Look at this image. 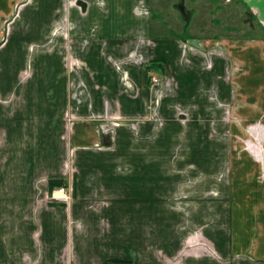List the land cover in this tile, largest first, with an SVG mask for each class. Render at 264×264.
I'll return each mask as SVG.
<instances>
[{"label":"crops","instance_id":"0c3cea01","mask_svg":"<svg viewBox=\"0 0 264 264\" xmlns=\"http://www.w3.org/2000/svg\"><path fill=\"white\" fill-rule=\"evenodd\" d=\"M98 2L104 5V0H0V264H105L108 259H128L131 264H264L261 161L256 159L251 166L243 156V180L233 178L229 186L223 183L222 190L232 193V199H223L232 206L224 224L210 216L209 202L217 204L218 198L204 196L217 188L187 183L158 203L152 197L156 186L133 184L125 217L116 207V186L92 182L88 176L97 169L91 158L100 157L98 162L106 158L105 163L116 165V130L121 120L132 122L147 114L145 106L157 103L161 113L168 109L173 118L172 110L179 103L193 115L208 118L213 116L208 109L215 107L209 97L213 89H218L225 104H233L237 87L241 100L243 71L234 86L229 84L228 57L244 58L246 64L241 68L249 71L245 76L261 85L263 44L252 43L246 52L228 47L242 45L246 36L228 34L230 25L224 22L223 26L221 20H230L238 10L243 13L244 3L245 11L256 16L263 30L258 38L264 43V0H222L223 4L217 0L209 8L203 6L204 0H141L140 4L107 0L109 7ZM131 14L147 25L150 35L154 31L162 39L154 44L139 28L133 34L147 40L136 39V49L128 55L103 53L83 60L62 54L74 43L80 28L93 27L92 19L107 22L114 17L108 21L109 27H114ZM154 22H159L154 24L158 32L153 29ZM218 44H228L229 49L222 50L228 57L210 52ZM125 45L114 43L118 49H126ZM139 51L158 60L160 66L154 70L170 68L174 76L173 67L164 58L176 53L198 59L201 69L186 73L197 78L194 92L182 88L175 96L161 94L156 99L155 86L141 84L149 73L145 69L141 73ZM212 57L220 72L209 66ZM46 59L50 68L40 65ZM53 62L61 64L60 73L52 67ZM207 65L209 69H205ZM137 82L138 94L134 95ZM160 90L163 93V88ZM257 90L255 87L254 92ZM185 93L187 105L178 99ZM166 98H173L169 106ZM246 107L255 108L250 121L264 120V101ZM239 113L243 114V107ZM105 118L115 121L113 138L102 129ZM131 122L125 125L134 136L152 131L148 121L140 129ZM200 123L206 126L202 135L210 139V123L199 122L198 126ZM263 142L258 145L264 150ZM50 179L65 180L72 196L70 204L51 200ZM200 198L207 201L203 209L196 204Z\"/></svg>","mask_w":264,"mask_h":264},{"label":"rangeland","instance_id":"374dc122","mask_svg":"<svg viewBox=\"0 0 264 264\" xmlns=\"http://www.w3.org/2000/svg\"><path fill=\"white\" fill-rule=\"evenodd\" d=\"M140 1L141 0H134L137 4H140ZM216 1L217 0H204L203 6L206 8L212 7ZM98 3L97 5L106 7H109V4H111V2L108 4L107 0H104V5ZM218 4H223L222 0H218ZM231 15L233 17L230 20H221V23L223 26L224 22L226 25H230V30L227 31L228 34L243 33V35L246 36V38H244L246 41H244L242 45L237 46H229L227 44L228 47L234 48L238 52H240L238 49H243V51L246 52L252 43L263 44L264 46L261 38H258L263 34V30L261 31L259 24H257L256 16L245 11L244 3L243 13L242 10H238V12L232 13ZM240 17H242L243 20H236ZM112 19L115 20L114 17L110 20L106 19L107 22H104L103 18H98L97 20L92 19L90 22L93 27L80 28V33L77 35L74 43L72 42L73 44L64 48L62 54L68 58H73L74 56L83 60H87L86 58L89 56H99L103 53L114 56H119L120 54L128 55L130 50L136 49L135 45H133V43L137 41L136 39H138L139 42L141 41L140 38L144 39L149 36L154 44L159 42V39H162L159 34L152 30L150 35V30H148L147 25L138 21L132 14L129 18L126 17L124 22L117 23L114 27H109L111 26V22L108 21ZM250 21L252 22L248 23ZM154 24H159V22L153 23V29L158 32L159 27ZM253 26L256 28H253ZM139 28H142L141 32L145 37L139 35L138 38H136L137 35L133 34L134 29ZM205 30L208 32L209 28L206 27ZM114 43H126V49H118L117 46H114ZM197 43L199 44L200 42ZM227 45H214L215 48H212L210 52H218L219 55L224 53L226 55L222 50L227 47ZM140 46L141 44L138 47ZM198 46L201 47L200 45ZM39 47L44 48L46 46H38V48ZM187 47V49H190L191 45L188 44ZM228 47L227 50L229 49ZM153 49H155V47H153ZM158 49L160 48L158 47ZM57 53L62 55L59 50ZM57 53L56 56H58ZM136 53L137 58H139L138 66H140L141 73L151 62L154 64L158 62V60L154 59V56H148L149 54L142 56L141 51ZM145 54L147 53L145 52ZM201 56L203 55L201 54ZM226 57L228 56L226 55ZM146 58L151 59L147 60ZM164 60H166L170 67H173L175 76L172 75L170 68H166L167 71L161 68L163 69L161 72L154 70L160 66L156 64L152 65V68L149 69L152 71L147 72L149 74L146 76V83L141 81V84L148 87V85L152 83V87L155 86L153 91L154 96H160L161 94L165 97L175 96L178 94V90L182 88H186L187 90L188 87L189 91L194 92V82L197 78H192L191 75L186 73L196 72L198 69H201V65L197 64L199 60L190 56H176V53H173L172 56H168V58H164ZM69 62H71V60ZM208 62L210 63L209 66H214L215 73L220 72L218 68L219 63H217L216 59L212 57ZM227 62V80L229 84L234 86L238 79H240V72L243 71V78H241L243 82H241V84L243 83L244 90L241 100L237 87V90H234L233 93V95L236 94L237 96L233 104L227 102V104H225L224 100L220 98L219 92L217 91L218 89H213L209 97L210 101L215 103V105H211L215 107L208 109V112L213 114L212 117L209 115L208 118H205L207 116H204V114L194 113L193 115L189 109L179 103H176L172 110L174 113L173 118L168 109L163 111L164 114L161 113V109H159V104L157 103H153L150 108L149 106H145L147 114L140 116L137 114L138 116L133 118L132 122L131 120H121L122 125L116 130L118 141L115 145L116 148L113 149V151L116 152L114 153L116 165L110 162L105 163L106 158H102L104 160H100L99 162L98 160L101 159L100 157L91 158L92 162L96 164L97 169L94 170V175H88L90 176L89 179L95 183L110 182L116 186V192L119 197L116 207L118 212H122L125 217L128 215V191L133 184L151 183L156 186L157 188L152 190V197H156L158 203H160V201L164 203V199L172 195L175 190L179 191L182 189L181 185L191 183L203 189L217 188V190H211L212 192L204 196L205 198H207V196L218 198L217 204L211 205L212 202H209L211 206L209 208L210 216L211 219H216L218 222L220 221L224 224L225 219H228L227 217L232 213V206L228 202L225 204L223 199L227 198L229 201L232 199V193H230V189L225 188L222 190L223 183L229 186L233 178L237 179L242 177L243 180V156H247V161L251 166L255 164L254 160L256 159L263 163L264 179V152H262L264 150L260 147L261 142L264 141V120L250 121L248 118L253 114L255 108L246 107L264 101V80L260 82L261 85H257L256 83H252V81L245 76L249 71L246 68H241L242 64L243 66L246 64L244 58L243 61H241L228 57ZM52 64V67L57 70L56 72L60 73L62 70L61 64L58 62H53ZM40 65L41 67L45 66L46 68H50L48 59L41 62ZM206 68L209 69L208 65L205 66V69ZM158 78L159 81L155 80ZM212 85L213 84L209 87H212ZM220 85V82L216 84L217 87ZM135 86L136 92L132 93L137 95L138 82ZM159 86L163 88V93L160 92ZM255 87H258V90L254 92ZM195 94L197 95V92H195ZM155 98L159 99L160 97L157 96ZM178 99L187 105V93L182 96L180 95ZM191 100L193 101V96ZM247 101L249 102L247 103ZM165 102L167 104L166 106H169L170 102H173V98H166ZM242 107L243 114L241 115L239 110ZM191 111L197 112L199 109H193ZM173 119L179 124L175 123ZM197 120L203 123H210V134H208L210 139L202 135L204 134V129L202 127L205 125L200 123L198 126L199 122ZM146 121L150 122L149 124L152 126V131L147 132V134L143 132L141 135L135 134L136 136H134V133L125 125V123L129 125L130 122L131 124L135 123L136 126L134 128L138 127L140 129ZM103 124L104 126H102V129L106 130L109 138H113L116 128L115 121L105 118ZM198 128H201L200 138L197 137ZM258 143H260V145H258ZM253 145L256 147H253ZM251 156L253 159H251ZM248 171L250 170L248 169ZM187 188H189V185ZM205 198H200L196 201L200 209L206 207L207 201ZM151 200L152 199H150V201ZM224 226L225 225H223V227ZM225 228H228V226Z\"/></svg>","mask_w":264,"mask_h":264},{"label":"trees","instance_id":"16d2710c","mask_svg":"<svg viewBox=\"0 0 264 264\" xmlns=\"http://www.w3.org/2000/svg\"><path fill=\"white\" fill-rule=\"evenodd\" d=\"M157 63V62H156ZM152 65H156L153 62L151 64L147 65L145 67V72H148L149 69L152 68ZM157 67V66H155ZM65 180L64 179H50L49 180V188L50 190H53L56 186H61L65 185ZM105 264H131V260L128 259H108L106 260Z\"/></svg>","mask_w":264,"mask_h":264},{"label":"built area","instance_id":"2783aa9c","mask_svg":"<svg viewBox=\"0 0 264 264\" xmlns=\"http://www.w3.org/2000/svg\"><path fill=\"white\" fill-rule=\"evenodd\" d=\"M155 80L159 81V78ZM50 197L55 203L69 204L71 202V194L65 186L55 188Z\"/></svg>","mask_w":264,"mask_h":264}]
</instances>
